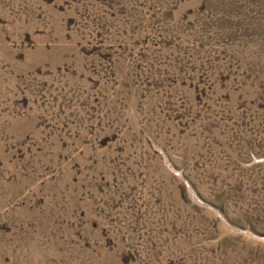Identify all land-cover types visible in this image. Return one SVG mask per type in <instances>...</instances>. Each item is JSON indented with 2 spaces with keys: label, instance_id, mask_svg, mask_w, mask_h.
<instances>
[{
  "label": "rangeland",
  "instance_id": "rangeland-1",
  "mask_svg": "<svg viewBox=\"0 0 264 264\" xmlns=\"http://www.w3.org/2000/svg\"><path fill=\"white\" fill-rule=\"evenodd\" d=\"M0 264H264V0H0Z\"/></svg>",
  "mask_w": 264,
  "mask_h": 264
}]
</instances>
